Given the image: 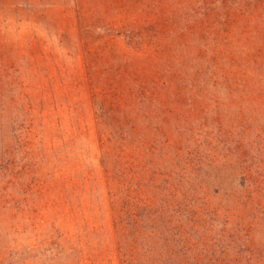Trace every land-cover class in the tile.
Wrapping results in <instances>:
<instances>
[{"label": "rangeland", "instance_id": "1", "mask_svg": "<svg viewBox=\"0 0 264 264\" xmlns=\"http://www.w3.org/2000/svg\"><path fill=\"white\" fill-rule=\"evenodd\" d=\"M0 264H264V0H0Z\"/></svg>", "mask_w": 264, "mask_h": 264}]
</instances>
